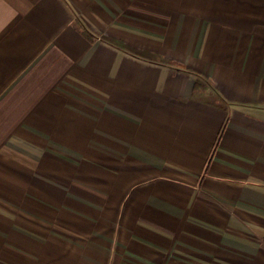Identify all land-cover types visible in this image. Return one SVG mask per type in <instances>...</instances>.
Listing matches in <instances>:
<instances>
[{
	"label": "crops",
	"instance_id": "0c3cea01",
	"mask_svg": "<svg viewBox=\"0 0 264 264\" xmlns=\"http://www.w3.org/2000/svg\"><path fill=\"white\" fill-rule=\"evenodd\" d=\"M0 264H264V0H0Z\"/></svg>",
	"mask_w": 264,
	"mask_h": 264
}]
</instances>
